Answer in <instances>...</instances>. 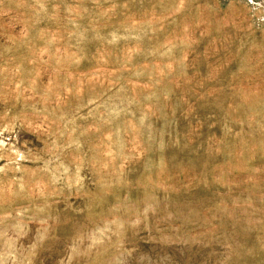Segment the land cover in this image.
Instances as JSON below:
<instances>
[{
	"label": "rangeland",
	"instance_id": "obj_1",
	"mask_svg": "<svg viewBox=\"0 0 264 264\" xmlns=\"http://www.w3.org/2000/svg\"><path fill=\"white\" fill-rule=\"evenodd\" d=\"M0 264H264V0H0Z\"/></svg>",
	"mask_w": 264,
	"mask_h": 264
}]
</instances>
